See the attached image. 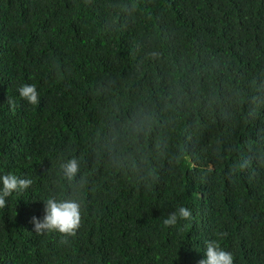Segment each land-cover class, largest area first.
Here are the masks:
<instances>
[{
    "label": "trees",
    "instance_id": "1",
    "mask_svg": "<svg viewBox=\"0 0 264 264\" xmlns=\"http://www.w3.org/2000/svg\"><path fill=\"white\" fill-rule=\"evenodd\" d=\"M7 174L33 183L0 264H198L213 240L264 264V0H0ZM49 198L80 203L75 236L34 232Z\"/></svg>",
    "mask_w": 264,
    "mask_h": 264
},
{
    "label": "clouds",
    "instance_id": "2",
    "mask_svg": "<svg viewBox=\"0 0 264 264\" xmlns=\"http://www.w3.org/2000/svg\"><path fill=\"white\" fill-rule=\"evenodd\" d=\"M19 95L28 103L36 105L39 103V95L35 85H23L19 89ZM11 107L15 106L14 101L8 100ZM63 175L67 180L72 181L79 172L78 161L73 158L61 164ZM2 188H0V209L6 207V198L13 193L23 192L28 189L33 181L27 178H19L14 174L0 176ZM45 203L43 219L32 218L34 232L43 234L45 232H59L65 237L75 236L81 227V205L76 200H61L49 198ZM191 211L186 207H180L177 212L170 213L163 223L165 226H175L178 219L190 220ZM205 259L198 264H234L232 253L222 249L216 241L206 243Z\"/></svg>",
    "mask_w": 264,
    "mask_h": 264
}]
</instances>
